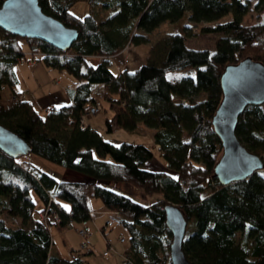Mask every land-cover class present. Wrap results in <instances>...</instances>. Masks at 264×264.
I'll return each mask as SVG.
<instances>
[{
    "label": "trees",
    "instance_id": "trees-1",
    "mask_svg": "<svg viewBox=\"0 0 264 264\" xmlns=\"http://www.w3.org/2000/svg\"><path fill=\"white\" fill-rule=\"evenodd\" d=\"M74 1L38 0L45 13L77 29V38L64 51L0 28V90L14 83L12 65L24 56L25 44L29 52L39 53L36 59L75 79L71 102L40 115L23 97H12L21 92H13L0 98V123L26 141L29 151L91 180H56L19 161V155L11 157L0 150V264H83L81 255L87 252L76 253L71 260L50 254V225L40 214L56 213L59 220L52 225L57 228L88 221L92 198L115 213L126 231L127 247L116 252L121 257L118 264H171L170 233L162 209L167 203L177 206L186 221L181 250L190 264H264V166L242 181L220 185L212 167L221 146L210 124L221 97L219 75L224 65L245 56L264 63V0H253L261 16L258 22L242 21L249 9L246 0H85L115 9L103 18L72 14L68 7ZM184 12L193 22L231 14L229 19L201 26L202 32L221 33L212 51L188 47L182 33H171L151 47L145 62L112 70L109 55L128 43L145 42L147 32L160 22H173ZM186 68L195 71L167 78ZM96 83L102 86L99 110L107 106L111 112L104 117L106 130L118 126L130 131L143 124L152 129V143H114L91 126L79 125L82 105L92 101ZM199 93L203 97L195 99ZM234 132L264 162L260 104L245 105ZM154 145L163 165L157 170L144 165L154 158ZM106 181L128 183L145 195L160 197L144 205L108 188ZM3 215L18 219L19 224H7Z\"/></svg>",
    "mask_w": 264,
    "mask_h": 264
},
{
    "label": "water",
    "instance_id": "water-1",
    "mask_svg": "<svg viewBox=\"0 0 264 264\" xmlns=\"http://www.w3.org/2000/svg\"><path fill=\"white\" fill-rule=\"evenodd\" d=\"M0 28L17 36L41 39L61 51L66 50L78 35L75 27L45 13L38 0H2ZM219 86L221 97L210 124L219 139L221 151L213 164L212 174L220 185H228L246 179L264 166L263 158L248 150L234 132L237 117L245 105L264 102V63L245 56L225 64L219 75ZM0 150L15 157L28 152L29 145L0 123ZM162 209L164 224L170 233V263L190 264L181 250L186 221L180 209L168 203Z\"/></svg>",
    "mask_w": 264,
    "mask_h": 264
},
{
    "label": "rangeland",
    "instance_id": "rangeland-1",
    "mask_svg": "<svg viewBox=\"0 0 264 264\" xmlns=\"http://www.w3.org/2000/svg\"><path fill=\"white\" fill-rule=\"evenodd\" d=\"M248 3L249 9L242 17L243 22H258L261 20V16L258 14V9L254 7L253 0H246ZM68 10L78 16L81 17L84 14L91 13L96 18L106 17L110 15L115 9L110 7H102L100 2L92 3L90 5L85 0H77L74 1L69 7ZM231 17L230 13L225 14L224 16L218 18L217 20L211 21H196L193 22L188 18V13L184 12L182 16H180L177 20L173 22L162 21L159 23L157 27L147 32L146 36L149 40L150 48L148 51L145 49V54H148L149 50L152 46H154L159 40L164 39L167 35L171 33H182L184 38V43L188 47L193 48H206L209 51L214 49V41L217 37L221 35L220 32H202L200 31L201 26L204 25H214L218 21H224ZM24 43V42H23ZM27 48L22 46L21 51L25 53L22 57V62L26 60L30 55L24 51ZM131 50V49H130ZM121 55L124 60H126V55L130 54L125 50L122 51ZM132 56V53H131ZM151 57V56H150ZM145 58V57H143ZM137 58H131L130 55L127 58L129 64L127 66H134L136 64L135 60ZM131 60V61H130ZM22 65V64H21ZM111 68L114 71L115 68L113 64H111ZM195 71V68H186L183 70L175 71L169 74V78L175 79L180 76L192 75ZM102 88L98 87L94 89L95 95L100 97V92ZM203 97V93H199L194 96L195 99H201ZM8 98V97H7ZM174 100H177V97H173ZM261 108L264 110V102L260 104ZM110 109L105 106L104 110H99L97 113L87 116L86 119L92 124L91 126L100 127V131H103L105 136L112 135V138L115 137L123 141L127 139V141L132 142H141L144 144L152 143L150 139V132L143 126L139 125L135 130L128 131L123 129L122 127L113 128L108 131L105 128L104 117L110 115ZM40 114H44L43 111H40ZM121 135V136H120ZM154 147V158H152L151 162L147 164L150 168H155L163 165L159 163L161 158L158 156L157 147ZM19 161H24L30 163L38 169H41L48 174L55 177L56 180H61L63 172L65 168L57 163L51 162L48 159L39 156L31 151H28L24 154H21L17 158ZM262 169V168H261ZM64 179L68 180V175L64 176ZM105 186L111 188L121 194L131 197L137 202H140L144 205L150 204L152 201L159 199V194H143L142 190L131 186L128 183L124 182H116V181H106ZM32 199L35 203V207L38 208L40 206L37 198L32 194ZM88 205L91 209H98L101 207V203L97 198H92L88 200ZM5 222L9 225L19 224V220L13 217H9L6 215L2 216ZM112 217V221L109 225L102 227L103 231L95 228L94 224L102 225L106 219ZM93 221V222H92ZM88 234L86 238L80 237L75 229L79 226V223L76 221H71L69 225L64 228H57L54 225H50L48 227L50 237L52 240V250L56 252V254L63 259L71 260L76 253H86L83 256V264H118L121 260V257L116 253H122V248L125 249L127 247V234L126 231L118 224V216L115 213H110L106 215L104 213L94 214L92 220H88ZM122 235L125 239L124 243L118 242V235ZM81 242H84L85 247H81ZM108 246H112L114 251H110L107 256H103L101 253L103 250L107 249ZM116 251V252H115Z\"/></svg>",
    "mask_w": 264,
    "mask_h": 264
},
{
    "label": "crops",
    "instance_id": "crops-1",
    "mask_svg": "<svg viewBox=\"0 0 264 264\" xmlns=\"http://www.w3.org/2000/svg\"><path fill=\"white\" fill-rule=\"evenodd\" d=\"M149 48H150V44H149V40L147 38V40L145 42L136 43V44H134V43L126 44L119 52H117L116 54H113V55H109L108 58L110 59L111 63L113 64L116 72L120 71L122 68H125V67L132 69V68L138 66L139 64H141V63H143L149 59L150 50H149L148 54L144 53L145 49L148 51ZM128 49L130 51V54H129L130 57L131 58H135V57L137 58L135 60L136 64L133 67L131 65L127 66L129 64V62L127 61V58L129 55H126L127 56L126 60H124L123 57L121 56V55H124V54H121L122 51L125 50L126 52H128ZM25 50L29 54V50H27V48H25L24 51ZM131 53H132V56H131ZM29 55L30 56L27 57L25 61H23V62L21 61V60H23V58H22L23 56H22V57L18 58L13 63L12 70L14 73V80L15 81L11 86L6 85V84H4L2 86V88L0 90V98L6 99L13 92L14 93L15 92H21L23 99H26L28 102H30L34 106V108L38 111L39 114H40V111L45 112V110L50 108V107H56V106H60V105L69 104L71 102L70 92L74 89V87L77 83L75 81V79L70 74H68L66 71L52 67V66L45 65L42 60L36 59L31 54H29ZM143 57H145V58H143ZM90 58H91V60L95 61V60H97L98 57L92 56ZM168 75H167V78H169ZM169 79L173 80L171 78H169ZM175 79H177V78H175ZM98 87L102 88L101 84L96 83L93 85L92 93L94 95H95L94 89H96ZM86 123L89 126L92 125L87 119H86ZM139 125H143V124H137L135 129H133V130L136 131V128H138ZM91 127L94 128L95 130H97L101 134V136L103 138L107 139L108 141H111L114 143L117 141H120L116 137H115V139L112 138V135H110L111 137L105 136L103 134V131H100V129H99L100 127H98V129H97V127H94V126H91ZM117 127L118 126H116L114 128L117 129ZM144 127L150 132V139L152 141V129L148 128L146 126H144ZM125 140L127 141V139H125ZM154 146H156V145H154ZM151 160H152V158L150 160L146 161L144 163V165L146 168L156 170L155 168H150L147 166V164L150 163ZM160 168H162V167L161 166L157 167V169H160ZM65 175H68V177H69L68 181H90L91 180L90 177H88L87 175H84L82 173H79V172H76L74 170H70L67 168H65L61 180H66V179H64ZM89 209H90V214H91L90 220H92V217L94 214L101 213V212L106 214V211H109L103 205H101V207L98 209H91L90 207H89ZM93 224H94L95 228L102 231L101 228H102L103 224L102 225H96L95 223H93ZM88 230H89V228H88ZM51 246H50V250H49L50 254H56V252L51 251L53 248ZM123 248H122V250H124Z\"/></svg>",
    "mask_w": 264,
    "mask_h": 264
},
{
    "label": "built area",
    "instance_id": "built-area-1",
    "mask_svg": "<svg viewBox=\"0 0 264 264\" xmlns=\"http://www.w3.org/2000/svg\"><path fill=\"white\" fill-rule=\"evenodd\" d=\"M29 54H31L32 56H34L35 54H39V53H34V52H29ZM13 98H20L22 97L21 94L18 95H13ZM100 109V103L98 101V97L93 95V99L92 101H88L85 104L82 105L81 111H80V115H79V125L80 126H85L86 123V117L90 116L92 114H95L98 110ZM58 208V206H56ZM106 214L109 215L110 212L106 211ZM72 212L68 211L67 212V216H71ZM40 218L42 219V221L44 223H47L48 225H52L54 224L56 221L59 220V217L56 213H42L40 214ZM112 221V217H110L109 219H106L103 223L104 226H107L111 223ZM76 233L82 237V238H86L87 234H88V223L87 221H80L79 222V226L75 229ZM125 239L123 238L122 235H118V242L120 243H124ZM82 248L85 247L84 242H81L80 245ZM110 251H114L112 246H108L107 249L102 251V255L103 256H107L109 254ZM116 252V251H115Z\"/></svg>",
    "mask_w": 264,
    "mask_h": 264
}]
</instances>
